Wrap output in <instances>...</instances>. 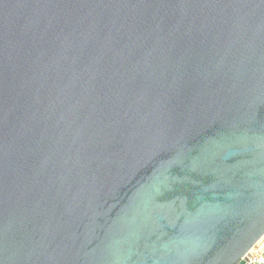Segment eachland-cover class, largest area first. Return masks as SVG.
I'll return each mask as SVG.
<instances>
[{"label":"water","instance_id":"1","mask_svg":"<svg viewBox=\"0 0 264 264\" xmlns=\"http://www.w3.org/2000/svg\"><path fill=\"white\" fill-rule=\"evenodd\" d=\"M263 238L264 0H0V264Z\"/></svg>","mask_w":264,"mask_h":264},{"label":"built area","instance_id":"2","mask_svg":"<svg viewBox=\"0 0 264 264\" xmlns=\"http://www.w3.org/2000/svg\"><path fill=\"white\" fill-rule=\"evenodd\" d=\"M247 264H264V238L245 258Z\"/></svg>","mask_w":264,"mask_h":264}]
</instances>
